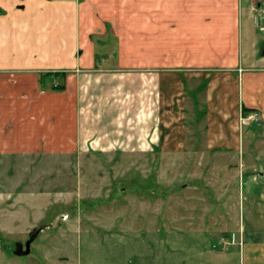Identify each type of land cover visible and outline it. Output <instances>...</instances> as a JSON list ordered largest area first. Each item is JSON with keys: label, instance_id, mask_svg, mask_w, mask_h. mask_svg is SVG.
Returning <instances> with one entry per match:
<instances>
[{"label": "crops", "instance_id": "crops-1", "mask_svg": "<svg viewBox=\"0 0 264 264\" xmlns=\"http://www.w3.org/2000/svg\"><path fill=\"white\" fill-rule=\"evenodd\" d=\"M262 6L0 0V149L109 164L196 150L198 164L209 153L240 163L242 118L257 112L264 125ZM197 80L203 103L189 88ZM258 245L246 243L239 264H264Z\"/></svg>", "mask_w": 264, "mask_h": 264}, {"label": "rangeland", "instance_id": "rangeland-1", "mask_svg": "<svg viewBox=\"0 0 264 264\" xmlns=\"http://www.w3.org/2000/svg\"><path fill=\"white\" fill-rule=\"evenodd\" d=\"M192 83L203 103L204 81ZM249 116L237 164H198L196 150L109 164L0 149V264H239L246 243L264 247V125ZM38 229L30 254L14 255Z\"/></svg>", "mask_w": 264, "mask_h": 264}, {"label": "water", "instance_id": "water-1", "mask_svg": "<svg viewBox=\"0 0 264 264\" xmlns=\"http://www.w3.org/2000/svg\"><path fill=\"white\" fill-rule=\"evenodd\" d=\"M41 231V229L36 230L35 234L30 236V239L24 244L23 242H17L14 250V255L25 256L31 252V243L34 241L35 236Z\"/></svg>", "mask_w": 264, "mask_h": 264}, {"label": "built area", "instance_id": "built-area-1", "mask_svg": "<svg viewBox=\"0 0 264 264\" xmlns=\"http://www.w3.org/2000/svg\"><path fill=\"white\" fill-rule=\"evenodd\" d=\"M259 5H260V4H259ZM258 116H259V114H258L257 112H254V113L250 114L249 118H250L251 120H253V119H256V117H258Z\"/></svg>", "mask_w": 264, "mask_h": 264}, {"label": "trees", "instance_id": "trees-1", "mask_svg": "<svg viewBox=\"0 0 264 264\" xmlns=\"http://www.w3.org/2000/svg\"><path fill=\"white\" fill-rule=\"evenodd\" d=\"M63 87H64V86L61 85V86L56 87V89H57V90H61V89H63Z\"/></svg>", "mask_w": 264, "mask_h": 264}]
</instances>
